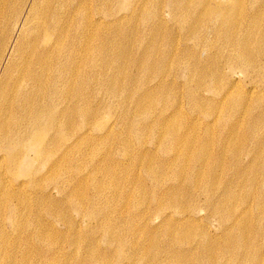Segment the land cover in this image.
<instances>
[{
  "label": "bare ground",
  "instance_id": "obj_1",
  "mask_svg": "<svg viewBox=\"0 0 264 264\" xmlns=\"http://www.w3.org/2000/svg\"><path fill=\"white\" fill-rule=\"evenodd\" d=\"M11 1L13 0H0V264H27L32 257L36 259L35 264H39L41 260L51 264L57 257L66 254L63 247L58 245V239L76 246V248L70 246L71 249L81 250L83 248L90 253L89 261L78 254L77 264H103L107 252L101 248L100 242L96 243L93 233L102 231V236L108 243L117 237L114 236L116 230L110 223L112 219L107 218L108 213L106 212V210L110 212L109 210L114 209L115 206L103 209L100 203L109 187L119 188L121 180L128 181L135 177L136 173L125 174L124 177L121 166L118 164L106 163L107 158L104 162L98 160L96 158L98 157V140L95 138L100 135H113L120 120L130 123L128 133L139 144H142L145 139L147 130L155 133L156 127L161 128V131H157V138L162 145V152L167 154L166 160L153 161L148 156L150 149H143L142 146L137 151V157L134 160L135 164L140 166L142 174L145 172V178H149L156 188L154 195L158 204L157 212L168 208L174 209V214H184L183 210L179 211V206L182 204L181 199L183 195H190L196 189L197 200L202 202L200 198L202 195L204 205L224 220L230 210L235 208L234 201L239 199L235 185L244 183V189L249 191L253 189L256 181L261 179L264 173V132L259 135L251 131L250 135L254 140L248 155L253 160L259 159L257 162L259 167L247 169L249 164L255 163L252 160L249 164L246 163L244 168H239V161L234 160L232 166L237 164L238 169L233 175H230L229 179L218 176L215 169L223 162L221 159L227 151L223 150L222 158L214 160L207 169L205 164L210 160L207 159L203 144L199 143V139L190 138L192 132L195 137L194 134L198 128L195 123L192 127L179 123L178 116L174 117L177 113L174 108L157 117L156 119L159 118L157 124L160 126L156 124L152 129L132 123L134 121L142 123L147 120L153 105L152 101L155 99L154 94L158 90L153 86L138 93L137 90L143 86L142 83L149 84L151 80L141 82V77L137 81L133 76L127 79L121 77V72L127 69L129 62L125 61L122 64L121 58H118L119 54L116 53L120 38L106 36L101 39L97 47L91 48L88 37L81 35L80 39L74 38L73 40L85 52V57L79 56L77 48L67 54L66 43L64 45L63 40L52 39L59 32H63L60 31L56 20L65 19L64 17L67 16L64 3H59L58 0H23L20 10H10V13L15 16L9 19L4 17L3 10ZM244 1L166 0L164 7L170 9L169 13L172 12L173 16L175 9H181L184 14L192 16V19L186 21L185 24L192 33L191 37H194L193 40L196 41L195 45H204V42L209 43V39L214 38L224 51L230 53L229 57L234 61L235 66L247 72L252 70V76L256 75L264 80L262 11L264 6L261 4L262 0H256L257 2L254 3L257 4V9L250 18L245 20L241 11ZM78 4L79 0L71 2L69 12H75ZM121 4L117 19L134 17L142 9L140 4H128L127 0H123ZM100 14L103 12L99 11L91 17L87 16L84 23L109 24ZM149 15H155L157 18L159 12H149ZM160 17L159 20H164L163 14ZM70 19L71 17L68 16L66 21L70 22ZM49 20L54 21L55 24ZM67 33L69 36L70 30ZM126 38H131V36L128 34L122 36L119 47L122 54H125L122 44ZM159 39L162 40V37L150 38V43L144 48L143 54L138 60L134 59L130 62V64H136L131 66L132 68H138L141 73H151L155 70L159 73L163 70L166 73L169 70L167 68L175 66L169 49L161 52V47L157 46V53L153 54V48ZM81 40L84 44L79 42ZM167 47L174 49L175 42L171 41ZM159 51L161 56L157 57ZM190 53H184L183 57ZM110 54L113 55L111 59L108 58ZM183 57L179 56V59ZM212 58L208 57L207 61L201 59L200 63L181 62L179 66H185V72L191 75L193 71H196L195 74L198 77H204L207 81L212 65L216 64V60L213 61ZM158 75L155 76L157 79ZM192 77V80L190 76L187 77L189 81L187 87L186 83L175 82L173 85L177 89H188L195 81L193 75ZM212 79V84L218 83L217 74L213 72L210 80ZM252 80L255 79L252 78ZM158 82L160 86L165 83L163 79H159ZM231 82L232 79H229L227 86L234 84ZM198 86L195 89L190 87L186 97L189 107L206 118L212 115L211 113L216 114L217 112L225 113L231 118L233 115L237 117L249 102L247 96L242 97L238 93H230V90L227 91L224 86L223 89L215 92L212 100H217L218 105L227 108H222V112L217 107H205V102H203L205 99H201L197 94ZM253 93L251 92V95ZM124 98L129 101L127 102ZM94 101L96 104L93 108L91 102ZM115 101L119 103L116 104ZM109 102L112 104H108ZM263 103L264 101L261 102L260 99L256 101L257 107ZM183 104L184 100L178 104L179 109ZM114 105L120 106L121 111L112 113L114 115L110 116L104 128H88V121L94 120L93 115L97 116L113 110ZM234 105L235 110L232 108ZM194 120L197 122L199 118ZM232 125L229 136L237 134L238 125L236 122H232ZM91 137L93 139L88 140ZM123 143L127 144L128 141L123 139ZM224 144L226 143H221V145ZM75 145H79L75 148V159L81 154L83 156L92 155L89 169H83L87 161L77 162V167H72L73 157L70 155L74 153ZM84 146L89 147L90 152H82ZM214 163L216 166L211 165ZM243 169L247 170L242 171ZM104 173L107 176L106 180L109 179V185L105 178L102 179ZM142 178L140 175L138 180ZM172 178L176 180V184L161 188L163 185H168ZM165 181H167L166 184H164ZM223 183H226L228 187L223 196L218 199L213 195V191L216 186ZM259 186L260 184L257 183V189ZM91 190H94L96 199L89 197ZM132 194L133 192L129 190L122 197L129 199ZM76 196H82L83 200L76 201L77 203L74 204L72 202ZM114 197L119 198V191L113 194ZM67 198L68 201L72 200L70 211H78L82 215L81 220L77 221L75 217L72 218L66 213L63 204ZM256 199L258 201L257 210L264 211V187L260 191L259 199L257 195ZM200 206L201 211H204L202 204ZM191 211L194 214L178 219L179 221L173 223V227L167 226L168 222H171L172 215L165 217L160 225H156L166 231L164 237L167 240H162L163 243L176 244L179 242L181 244L193 238L194 229L180 224L181 221H201L196 217L199 210L192 209ZM44 212L55 217L59 223L62 222L64 229L60 228L58 223L50 221L49 215H43ZM146 213H148L147 210L142 215L145 216ZM238 219L239 217L235 218L230 225L235 222L239 223ZM241 224L245 229L250 225V221ZM138 227L137 223L131 226L126 233L128 235L126 242L133 243L139 230ZM146 228L153 229L154 226L152 228L149 225ZM252 228L259 231L264 228V224L252 225ZM83 229H86L85 236L78 233ZM152 237L153 244L155 241L161 242L159 237ZM237 238L239 243L243 242V237ZM212 245L210 237L206 235L195 244L190 252L191 254L195 252L193 255L207 252L208 256L199 259V264H216L215 250ZM225 249L228 250V248ZM118 256L120 264H130L129 261L133 257L132 255L120 257L123 254ZM149 257L144 255L143 259L146 260ZM168 264L176 263L169 262Z\"/></svg>",
  "mask_w": 264,
  "mask_h": 264
},
{
  "label": "rangeland",
  "instance_id": "obj_2",
  "mask_svg": "<svg viewBox=\"0 0 264 264\" xmlns=\"http://www.w3.org/2000/svg\"><path fill=\"white\" fill-rule=\"evenodd\" d=\"M22 1L23 0H13L9 3V5H7V7H4V17L10 19L12 18L11 16H15V14L13 15L10 13V10H20V6L23 4ZM58 1L59 3L65 4L67 16L64 17L65 19L58 18L56 20L60 31L63 32H59L57 36L52 37V39H59V41L63 40L64 45L66 43L65 51L67 54H69L71 50L73 51L75 48H77L79 56L85 57V52L82 50V48H79L77 46L78 44H76V41L73 40L74 38L80 39L81 35L82 37H88L91 48L95 46L97 47L100 44L101 39L106 36L118 37L120 38L118 47L116 48V53L117 55L119 54L118 58H121L122 64L125 61H127L126 63L129 62L127 69H123L121 72V77H125L127 79L130 78V76H133L136 81L141 77V82L143 80H151V83L149 84L147 82H145L146 84L142 83L143 86L137 90L138 93L144 92L153 86L156 90H158V92L154 94L155 99L152 101L153 108L151 107V112L147 120L142 123H138L137 121L132 123L138 126L141 124V126L144 125V127H150L152 129V127H154V125H156L157 121L159 120V118L156 119L157 117L174 108V110L177 112L174 117L178 116L177 120L179 123H181L183 126L189 125V127H192V124L195 123L196 127L198 128L197 132L194 134L195 137H193L192 132V137L190 138L199 139V143L203 144V147L207 152V159L210 160L209 163L207 162L205 164L207 169L209 164L213 163L214 160L222 158L223 150L227 151L224 155V158L221 159L223 162H221V164L215 169L217 170L218 176H223L224 179H229L230 175H233L235 170L238 169L237 164L232 166L234 160H237V162L239 161V168H244L246 163L249 164L250 161L253 160L248 155L249 151L253 147L252 141L254 140L250 135L252 132H256L259 135L264 132V103L260 107H257L256 104L258 99H260L261 102L264 101V80L257 77L256 75L252 76V70L247 72L235 66L234 61H232V59L229 57L230 53L224 51L220 43L214 40V38H210L209 43L204 42V45H195L196 41L193 40L194 37H191L192 33L185 24L186 21L192 19L190 14H184L181 9H175V14L173 16L172 12L169 13L170 9L164 7L166 0H127L128 4H140L142 9L134 17L129 16V18L127 17L117 19V14L120 10L119 7L122 5L121 3L123 0H79L76 11L72 13L69 12V4L75 0ZM254 2L257 1H244V5L241 8L242 14H244L243 19L247 20L250 18L251 14L257 9V4ZM261 4L264 6V0H262ZM99 11L103 12V14H100V16L104 18V21L109 22V24L103 23L102 25H90L84 23L87 16L91 17L95 14H98ZM154 11L159 12L157 18H155V15H149V12ZM262 11L264 19V10ZM6 12L7 14H5ZM161 14L164 15V20L158 19L161 18ZM68 16L71 17V23L66 21ZM116 20H118V22H114ZM49 22L55 24V22L52 20H49ZM68 30H70L69 36L67 33ZM126 34L130 35L131 38L124 39L122 47L125 54H122V52L119 50V47L122 36ZM152 37H162V40L159 39L156 43V46L153 48V54H155V52L157 53V46H159L162 49L161 52L169 49V53H172L171 56L173 55L175 66L172 68H167L169 70L166 73H164L163 70L160 73L156 70L151 73H141L138 68L131 67L136 64H130V62L134 59L138 60L139 56L143 54L144 48L149 45L150 38ZM164 38L166 39L163 40ZM171 41L175 42L174 49L167 47ZM79 42L84 44L82 40ZM80 45L81 44H79V46ZM161 52L159 51L157 57L161 56ZM186 52L191 53L183 57V54ZM179 56H182L183 58L179 59ZM208 57H213V61L216 60V64L212 65L211 70L208 73L209 79L205 81L204 77H198L195 74L196 71H193L192 75L194 76L195 81L190 85V87L195 89V87L200 84L198 86L197 94L201 97V99H205V101H203L205 102V107H217L222 112L223 109H226L227 107L223 108V105H218L217 100H212L214 99L216 91L223 89L225 86L227 91L230 90V93H238L242 97L247 96L249 102L246 106H244L242 113H240V115L237 117H234L233 115V118H231L225 113L220 114V112H217L216 114L211 113L212 115H209V117L206 118L198 111H193L189 107L186 96L188 95L187 90L190 87L188 89H177L173 85L175 82H178L179 84L186 83L187 87L189 84L187 77L190 76L191 80L193 79L191 73L188 74L185 72V66H179L181 62L188 64L193 62L200 63L201 59L203 61H207ZM108 58H113V55H108ZM212 72L217 74V84H212L213 79L210 80ZM157 75L159 76L158 79L155 77ZM252 78L255 79L256 82H254L255 80L253 81ZM159 79H163L165 81V83H163L161 86L158 85ZM229 79H232L231 83H234L230 87L227 86ZM251 92H254L253 95H251ZM102 100L105 102V98ZM124 100L127 102L129 101L127 98H124ZM182 100H184V104L179 109L178 104ZM115 103L117 104L119 102L115 101ZM95 104V101L91 102L93 108ZM108 104L112 103L109 102ZM105 106H107V104ZM232 108L235 110V105ZM120 111L121 107L116 105L115 109L108 110L104 114H99L97 116L93 115L92 118L94 120L92 122L88 121V128H104L106 123H108L110 120V116L114 115L112 113H118ZM196 118H199V121L195 122L194 119ZM232 122H236L238 125L236 127L237 134L229 136V131L233 127ZM238 122H240V124ZM129 126L130 123L128 121L120 120L113 135H100L95 138L98 140V157H96L98 160H103L104 162L107 158V161H105L106 163L114 162L118 164L121 166V172L123 173L124 177L125 174L131 175L133 172L136 173V176L128 179V181L121 180L119 183V188L109 187L105 193L103 201L100 203L102 204L103 209H109L110 206H115L114 209L109 210L110 212L107 210L106 212L108 213L107 218L110 219L111 217L112 219L110 223L113 229L116 230L114 236L117 237L114 239L115 241L112 240L110 243H108L106 242L105 238H103L102 231L93 233L96 243L98 244V242H100L101 248L107 252L103 264H120L118 256L119 254H123V256L120 257H128L132 255L133 257L129 261L130 264H168L169 262L176 264H199V259L208 256V253L206 252V254L201 252L193 255L195 252L191 254L190 250L193 249L195 244L206 235L210 237V242L213 243L212 248L215 250V258L217 261L216 264H264V228L259 231H256L255 229L253 230L252 228V225L264 224V211L259 212L257 210L258 201L256 199V195L259 199L260 191L264 187V173L262 174L261 179L256 181L253 189H250L249 191L244 189V183H241L238 186L235 185V188L237 187V191L239 193V199L234 201L235 208L230 210L229 214L226 215L227 218L224 220L219 214L215 215L208 209V207L204 205V197L202 195L200 196L202 202L197 200L196 189L190 195H183L181 199L182 204L179 206V211L183 210L184 214H174L175 210L168 208L165 209V211L163 210L157 212L156 207L158 204L154 195L156 188L149 178H145V172L142 174V171H140V166L136 165L134 160L137 157V151L140 149V146L144 147L143 149H150L148 156H150L153 161L155 160V162H158V160H166L167 154L162 152V145L157 138V131H161V128L156 127L155 133L147 130L144 136L145 139L143 140L142 144H139L133 137H130L132 135L128 133ZM207 131H209V133H207ZM247 132L249 133L247 134ZM92 139L93 137L88 138V140ZM123 139L127 140L128 143H123ZM230 139L231 141H229ZM221 143L226 144L221 145ZM77 146L79 145H75L73 148L74 153L70 155L73 157L71 165L73 168H76L77 162L87 161V163H85L83 166V169L87 170L89 169V162L92 159V155L83 156V154H81L75 159V148ZM91 148L93 147L91 146ZM82 152L88 153L90 152V148L84 146L82 148ZM232 153L235 156H233ZM104 156L105 158L103 159ZM171 157H173V154H171ZM253 161H255V163L252 162L249 164L247 169L251 167L257 168L256 166H258L257 162H259V159H255ZM211 165L216 166L215 163ZM246 170L243 169L242 171ZM140 175L141 178H143L138 180ZM104 178L105 180L107 178L105 173L103 174L102 179ZM106 181L107 185H109V179ZM166 183L167 181L164 182V184ZM257 183L260 184L259 189H257ZM173 184H176V180L174 178L169 181L168 185H163L161 188H166ZM227 187L228 185L226 183L216 186L213 191V195L219 199V197L223 196V193ZM129 190L133 192L132 197L129 199L122 197L125 196V192ZM117 191H119V198H113V194ZM93 192L94 190L90 191L89 197L96 199L95 192ZM75 198H73V202L72 200L68 201L67 198L64 200L65 203L63 205L65 206L66 213L70 214L72 218L75 217L74 219L79 221L81 220L82 215H80L78 211H70V203L72 202L76 204L78 201H82L83 197L76 196ZM201 204L204 207V211H201L200 209ZM192 209L196 211L199 210V213L196 217H198V220L201 221L180 222V224H184V227L189 226L194 229V232L192 233L193 238L188 241L189 243H185L186 241L181 244H179V242L176 244H172L171 242L163 243L162 240H167L164 237L166 231L164 228L156 227V225H160L165 217L172 215V219L170 218L171 222H168L167 226L173 227V223L179 221L178 219H181L185 215L189 216L194 214L191 211ZM146 210L148 213H146L145 216L142 215ZM47 214L49 215L48 219L50 221L54 222L55 224L58 223L57 225L64 229V224L62 222L59 223V220L52 216L54 218L53 219L49 213ZM47 214H45V212L43 213V215ZM237 217H239V223L235 222L233 225H230ZM248 221H250V225H248V228L243 229V225L241 223L245 224ZM136 223L139 226V230L137 231L133 243L131 244L130 242H126V237L128 236L126 233L131 229V226H135ZM93 224L95 225V223ZM149 225H151L152 228L154 226V228H146L149 227ZM85 231L86 229H83L78 233L82 236H85ZM177 235H179V233H177ZM152 236L159 237L161 242L155 241L153 244V240H151ZM237 237H243V242L239 243V239ZM57 242L59 246L63 247L66 254L65 256L57 257L54 260V262L57 260L56 263L53 262L51 264H77L78 262L76 257H78V254L79 256L81 255L82 257H86L89 261L91 255L86 251V249L82 248L81 250H75V245L72 244V246L70 243L68 244V242H62L60 239H58ZM70 246L74 248L71 249ZM225 248H228V250ZM72 253L73 255H70ZM144 255L150 257L144 260ZM34 259L35 258L33 257L29 259V261L31 260L33 263L28 261L27 264H35L34 261L36 262V259ZM61 261L63 262L61 263ZM132 261L134 262L132 263ZM46 263L50 264V262H46L45 260L39 261V264Z\"/></svg>",
  "mask_w": 264,
  "mask_h": 264
}]
</instances>
